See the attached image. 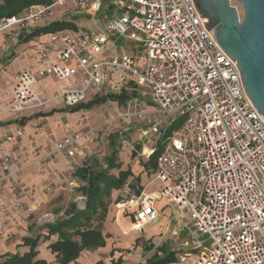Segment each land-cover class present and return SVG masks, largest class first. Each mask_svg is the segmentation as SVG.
<instances>
[{
  "label": "built area",
  "instance_id": "1",
  "mask_svg": "<svg viewBox=\"0 0 264 264\" xmlns=\"http://www.w3.org/2000/svg\"><path fill=\"white\" fill-rule=\"evenodd\" d=\"M67 3L74 11L55 12ZM73 13L88 17L91 28L50 35L33 54V66L15 77L10 103L0 97V113L34 115L59 104L71 110L127 94V109L105 125H125L120 153H158L150 185L159 190L139 192L127 182L114 207L132 217L140 234L159 223V201L174 210L171 235L178 245L175 261L166 264H264V119L194 1L53 0L0 18V37L17 45ZM46 78L67 86L50 96L40 85ZM80 118L77 130L67 124L68 135L46 151L10 148L22 130L0 137V194L25 168L59 158L67 162L62 184L76 192V172L89 164L103 130L91 128L86 113ZM177 119L182 123L169 136ZM133 124L145 127L137 143L124 135ZM73 204L84 211L87 198L80 193Z\"/></svg>",
  "mask_w": 264,
  "mask_h": 264
},
{
  "label": "crops",
  "instance_id": "2",
  "mask_svg": "<svg viewBox=\"0 0 264 264\" xmlns=\"http://www.w3.org/2000/svg\"><path fill=\"white\" fill-rule=\"evenodd\" d=\"M91 26L92 24L89 21L84 29H89ZM55 33L43 34L27 41V38L32 35L30 34L17 45L10 44L3 37H0V97L4 103H10L15 77L23 70L33 66V54L43 44L50 40V35ZM40 85L48 95L52 96L67 86V83L57 82L52 78H46ZM71 110L59 104L55 110L46 111L50 113L56 111L54 115L39 117L38 115L50 114L43 112L37 114L35 119L28 117L30 116L28 114L15 115L6 112L0 113V137L2 138L10 135L16 137L17 133L22 130L25 132L24 136L16 137L15 141L10 145V148L20 146L29 150L33 146H36L43 151L52 149L58 141L63 140L68 135L70 129L67 128L66 125L69 124L72 119L76 116H81V114L85 112L87 114L93 113V110L80 111L77 113H71ZM63 116L65 117L63 118ZM96 117L99 118V115ZM64 119L66 120L64 121ZM71 127L73 130H77V127L73 124ZM119 158L121 171L131 170L133 173V176L130 177L127 182H132L135 186L140 185L141 188L147 189L148 170H145L142 166L141 160H132L129 153H121ZM66 170L67 162L63 158L57 159L45 168H41L38 165H30L17 175V177L19 176L17 184L14 185L9 182L4 187L1 195H4L6 198L17 197L20 189L26 191L27 187L25 186L27 185L28 187L38 189L36 191L37 202H43L44 198L40 194L41 191L39 187L47 182L50 186L58 187L63 183L62 173ZM79 182L83 183L80 180ZM155 185L157 184H152L153 188L151 187L149 192H156L159 190V188H155ZM149 186L151 185L149 184ZM61 191L62 189H58L54 196H58ZM43 196H45L46 200H50L52 197H48L46 194H43ZM159 204L163 205H160V207ZM165 204L166 202L164 200L159 201L158 208L161 211L160 221L157 225L148 227V232H150V234L146 237L144 236L146 240L151 241L152 245L149 253H154V255L161 248L174 252V249L178 245L171 235L173 228L177 225L175 212L172 208L165 207ZM37 206L40 207L41 204ZM39 209L41 210L42 207ZM45 224L47 223L41 224L39 219V221L36 222L37 227L33 229L34 233L28 232L20 239L18 235H16L17 231H14V229L7 231L5 237H1L0 235V256L6 254H20L23 256L29 253L30 248L24 246V239H35L38 235L42 237L48 236L47 230H39ZM30 225H27V231L30 230ZM102 233L107 237L105 247L97 250H84L80 257L70 264H147V261L154 256L153 255L149 259L145 258V252L141 246H138L135 252H129L131 247L137 244V241L140 240L144 233L140 234L135 231L132 217L128 213L119 211L115 207L114 209L109 208L106 220L103 224ZM13 235L15 236L13 237ZM76 239L77 238H75V240ZM58 241V235L50 236L48 240H45L43 237L37 248V260L45 261L48 264H59L57 256L53 254L49 248L50 245ZM158 255L160 257L163 256L161 252H159Z\"/></svg>",
  "mask_w": 264,
  "mask_h": 264
},
{
  "label": "trees",
  "instance_id": "3",
  "mask_svg": "<svg viewBox=\"0 0 264 264\" xmlns=\"http://www.w3.org/2000/svg\"><path fill=\"white\" fill-rule=\"evenodd\" d=\"M53 0H0V18L19 15L26 9L39 5H49ZM79 29L67 22L54 23L44 29L35 31L27 38V41L40 35H47L59 31ZM130 99L127 94L122 96H108L97 98L88 104L80 105L72 109L71 113L80 111H91L95 107L104 105L107 101H119L120 105H125ZM61 112V111H59ZM56 113L53 111L48 115H38L39 117L52 116ZM120 139L119 134L111 137L112 153L106 159V168H93L89 164L79 168L76 172L78 180L84 185L78 189L79 193L87 198V205L84 211L77 209L75 204L69 207L65 213V218L57 220L55 223H48L39 230H47L48 236H43L48 240L50 236L58 235L59 241L50 245V249L57 256L59 264H70L76 261L84 250H97L106 246V238L102 233L103 224L108 213L106 199L110 198L113 191L121 190L127 183L130 177L133 176L131 170L121 171V166L118 162L119 150L117 140ZM140 149V147H139ZM158 153L151 155L147 163H142L145 170L156 169V160ZM118 170L116 176L112 172ZM139 181V180H136ZM143 188H139V192ZM38 235L35 239H24V246L30 248V252L21 256L20 254H6L0 256V264H48L45 261L37 260V248L41 239ZM75 238H77L75 240ZM161 252L162 257L158 255ZM175 261V253L165 248H161L157 253L147 261V264H166Z\"/></svg>",
  "mask_w": 264,
  "mask_h": 264
},
{
  "label": "rangeland",
  "instance_id": "4",
  "mask_svg": "<svg viewBox=\"0 0 264 264\" xmlns=\"http://www.w3.org/2000/svg\"><path fill=\"white\" fill-rule=\"evenodd\" d=\"M232 4L236 6L240 13L241 16H243L242 8L235 2L233 1ZM66 9H70V11H74V8L72 7L71 4L67 3L66 5L59 6L55 9V12L58 14H64ZM65 21L67 23H71L75 25L79 30H85L84 27L88 25L89 18L86 16H83L81 14H70L68 17L66 16ZM64 23V22H63ZM73 31V30H72ZM61 32V31H59ZM15 57V56H14ZM141 98V97H140ZM146 104H150V101L148 99L144 100L141 98ZM127 108L124 105H118L113 101H107L104 105L95 107L93 109V113H89L86 115L87 117L90 118V127L91 128H98V127H103V130L99 133V138L95 145L92 147L93 154L90 157L89 165L90 167L99 169V168H106V159L110 157L112 153L111 149V137L120 134L123 132L126 127L125 125L121 122H115L112 124H106V122L112 118L118 115V113H121L122 111L126 110ZM67 112V111H64ZM50 113V112H45ZM99 115V118L96 117ZM32 119H35L37 117V114L30 115L28 116ZM65 116H63L64 118ZM80 116H76L74 119L70 121V124H73L77 126V122L80 120ZM66 119H64L65 121ZM163 120L165 124L169 122V119H166L163 117ZM182 121L180 119H177L176 124L174 127L169 129L168 135L170 136L171 133L175 130H177ZM166 126V125H165ZM164 127V126H163ZM145 127L141 124H133V126L130 128L129 132L125 133L124 135L129 141H135L136 143L139 142L138 138L142 136L143 131ZM119 144V139L117 140V147ZM137 149L139 152H141V147L139 149V145H137ZM119 152V156H120ZM132 160H141L142 163H147L148 158H140L138 154L133 153L132 155L129 154ZM118 156V162L120 161V158ZM42 168V167H41ZM153 169H150L147 171L148 175V186L151 183L153 179ZM118 170H114L112 173L117 175ZM19 179V176L15 178V181H11V184L16 185L17 181ZM19 183V182H18ZM79 186L82 187V185L79 183ZM138 186V187H137ZM134 185V189H139L141 188L140 185ZM146 186L147 190L149 191L152 187L151 186ZM25 190H19V195L17 197H12V198H6L4 195L2 196L0 194V235L1 237H5L6 232L14 229L16 232V235H18V238H22L25 236L26 233H34L33 229L37 227L36 222L39 221L40 223H55L59 219L65 218V213L66 211L69 210V207L74 203V199L76 195L80 194L78 190L76 192L71 193L65 185L60 184L58 187L55 186H50L48 185V182L45 184L43 183L41 185L40 191L41 195L44 198L43 202H37L36 199V194L37 190L36 188H31L28 187L27 185L25 186ZM153 188V187H152ZM155 188L158 189L159 186L155 185ZM58 189H62L61 193L58 196H54L56 191ZM26 192V193H25ZM43 194H46L48 197H51L50 200H46L45 196ZM117 191H113L111 197L106 199L107 203L109 204V208L114 209V198L116 197ZM38 204H41L40 207L42 209L40 210ZM162 206L163 204H159V206ZM160 206V207H161ZM167 211V210H166ZM190 219L188 218L186 222H188ZM31 224V225H30ZM175 224V223H174ZM27 225L29 226V229L27 231ZM192 225V224H191ZM10 233H15V232H10ZM150 232H148V228L145 229L144 235L140 238L139 241H137L136 245H133L130 249V253L135 252L136 248L138 246H141L144 249L145 255L144 257L149 259L151 258L154 253H149L150 252V247H151V241H148L145 239L146 236H148ZM15 235H13L14 237ZM145 236V237H144ZM211 247V245L207 246Z\"/></svg>",
  "mask_w": 264,
  "mask_h": 264
},
{
  "label": "water",
  "instance_id": "5",
  "mask_svg": "<svg viewBox=\"0 0 264 264\" xmlns=\"http://www.w3.org/2000/svg\"><path fill=\"white\" fill-rule=\"evenodd\" d=\"M193 1L212 37L237 63L245 91L264 119V0Z\"/></svg>",
  "mask_w": 264,
  "mask_h": 264
}]
</instances>
